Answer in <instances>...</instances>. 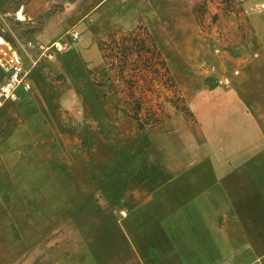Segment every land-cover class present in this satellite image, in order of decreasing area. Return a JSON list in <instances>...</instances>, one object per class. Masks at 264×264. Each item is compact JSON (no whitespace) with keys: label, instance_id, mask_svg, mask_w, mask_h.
<instances>
[{"label":"crops","instance_id":"1","mask_svg":"<svg viewBox=\"0 0 264 264\" xmlns=\"http://www.w3.org/2000/svg\"><path fill=\"white\" fill-rule=\"evenodd\" d=\"M10 1L0 0V21L23 30L12 34L20 40H7L4 26L0 36L21 54L32 85L18 88V99L0 108V231L6 246L17 247L12 261L22 262L31 246L34 257L43 250L47 264H264V0L241 2L249 36L235 53L221 55L218 73L228 83L204 82L191 108L187 104L203 140L180 136L173 156L150 158L126 177L114 176L113 168L109 181L111 175L97 174L101 186L93 202L72 186L88 174L76 172L69 160V118L82 123L89 110L68 81L86 82L88 74L90 86L105 88L90 77L92 70L105 74L98 41L114 28L142 22L108 28L95 55L84 48V34L53 59L32 65L37 51L28 42L49 44L79 31L61 32L66 7L45 14L54 0H31L30 10ZM201 1L102 0L101 9L133 13L143 5L175 25L178 7L191 14L189 7ZM206 2L215 9L222 0ZM158 5L164 9L154 11ZM3 75L0 68V81Z\"/></svg>","mask_w":264,"mask_h":264},{"label":"rangeland","instance_id":"2","mask_svg":"<svg viewBox=\"0 0 264 264\" xmlns=\"http://www.w3.org/2000/svg\"><path fill=\"white\" fill-rule=\"evenodd\" d=\"M17 1L28 4L29 10L32 8L31 0H11L9 5L13 7ZM101 1L54 0L45 14L66 7L64 20H61L64 22L61 32L68 29L79 31L78 37L71 43L76 42L80 35H87L84 48L90 54L93 53L92 55L96 54L95 46L98 37L111 26L118 25L124 29L142 22L151 30L155 40L162 47L176 82L190 108L191 99L200 89V85L208 80L217 81L220 84L219 79L224 77L218 73L222 62L221 55L226 52L235 53L238 47L246 43L249 36V25L243 18L242 0H222L215 9L209 7L206 0H203L189 7L191 14L178 7L179 13L177 12L174 17H178L181 22L173 23L175 25L167 24L169 17L159 20L161 18H156L143 5L133 6L134 11L131 13L126 7L124 9L120 7L114 11L107 7L101 9ZM153 9L154 11L162 10L164 6L158 5ZM129 17L130 20L124 22L123 19ZM177 24L180 30H176ZM3 26L7 29V32L4 31L7 40L15 41L17 38L20 40L12 34H19L23 30L21 25H17L14 21L7 24L0 21V32ZM26 29L28 28H25L24 33ZM70 44L63 51L69 48ZM85 62L89 63L88 60ZM92 71L94 73L90 77L105 76L98 72L99 70ZM86 77L88 79L85 80L86 82L80 80L76 84L73 80L68 81V85L74 89L75 94L86 104L81 103V105L87 106L89 110V116L82 123L68 117L72 128L69 160L76 172L88 174L87 180L72 182L74 194H84L92 202L98 201L101 183L98 181L97 174L111 175L107 179L106 176L104 177V180L109 181L113 177V168L117 169L113 173L114 176L126 177L143 169L154 157L173 156L177 150L175 141L180 136L191 133L197 141L203 140L199 121L194 122L182 112H175L171 107H169L171 118L143 132L149 138L141 137L143 133L137 131L129 113L123 110L121 102L116 104L111 97L112 89L107 91L106 87H96L93 84L90 86L89 75L87 74ZM73 111L76 112L75 109ZM97 163L98 167H96ZM116 164L120 166L115 167ZM101 166L104 172L101 171ZM3 233L0 231V264H47L43 250L41 249L40 255L37 254L34 257L31 246L27 247L28 250L22 262L12 261V255L16 254L17 247L6 246L4 240L6 237Z\"/></svg>","mask_w":264,"mask_h":264},{"label":"trees","instance_id":"3","mask_svg":"<svg viewBox=\"0 0 264 264\" xmlns=\"http://www.w3.org/2000/svg\"><path fill=\"white\" fill-rule=\"evenodd\" d=\"M98 48L105 76L97 83L119 95L137 131L163 123L171 116L169 107L193 118L165 56L144 24L108 31Z\"/></svg>","mask_w":264,"mask_h":264},{"label":"built area","instance_id":"4","mask_svg":"<svg viewBox=\"0 0 264 264\" xmlns=\"http://www.w3.org/2000/svg\"><path fill=\"white\" fill-rule=\"evenodd\" d=\"M77 37L78 32L69 31L49 44H33L32 42H28V47L37 51V57L32 60L31 64L36 65L38 59L42 57L53 59L55 53L63 51ZM0 68L4 72L0 81L1 108L6 101H16L18 99V88L29 91L32 85L29 80V70L23 67L21 54L8 42L0 43ZM234 74H237V71H234ZM219 83L227 84L228 80L226 77H223L219 79Z\"/></svg>","mask_w":264,"mask_h":264},{"label":"bare ground","instance_id":"5","mask_svg":"<svg viewBox=\"0 0 264 264\" xmlns=\"http://www.w3.org/2000/svg\"><path fill=\"white\" fill-rule=\"evenodd\" d=\"M17 19H19V20L24 19L23 15L20 12L17 13ZM3 42H4L3 38L0 36V43H3Z\"/></svg>","mask_w":264,"mask_h":264}]
</instances>
